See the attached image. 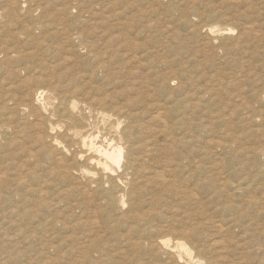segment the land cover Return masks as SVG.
Returning a JSON list of instances; mask_svg holds the SVG:
<instances>
[{
  "label": "rangeland",
  "instance_id": "rangeland-1",
  "mask_svg": "<svg viewBox=\"0 0 264 264\" xmlns=\"http://www.w3.org/2000/svg\"><path fill=\"white\" fill-rule=\"evenodd\" d=\"M37 88L137 127L125 193L45 153ZM262 92L264 0H0V264H264Z\"/></svg>",
  "mask_w": 264,
  "mask_h": 264
},
{
  "label": "bare ground",
  "instance_id": "bare-ground-1",
  "mask_svg": "<svg viewBox=\"0 0 264 264\" xmlns=\"http://www.w3.org/2000/svg\"><path fill=\"white\" fill-rule=\"evenodd\" d=\"M223 30L231 32L232 29H220L215 26L208 27V32L213 36L223 34ZM50 94L51 93L46 89L37 88L32 94L31 105L22 107L24 111H27L29 116H35L36 119L39 117V120L47 122L46 128L42 127V131H44L42 134L48 138H45L47 145H43L45 153L49 155L53 153L54 155L56 154L57 162H63L66 157L65 155L71 154V158L77 161L82 160L84 164L93 167V171H89L88 168L87 170L82 167L79 169V172L75 174L78 180H81L83 176L85 177L86 187L91 186L94 188H92L93 190H100L111 184L109 186L110 188L113 186L115 191L123 193L127 185V179L130 177L129 170L131 161L129 156L134 146V144L130 143V139L136 135L135 133L138 131L137 127L130 123L131 126L119 128L118 124H116L118 119L117 113H109L102 102H95L97 107L94 104L93 110L103 122V131L100 130L99 132L108 137L106 138V144H101L98 142V137L95 135L92 125L87 121V118L81 114V108L77 101L56 97V100L58 99L59 101L57 100L58 104L54 106L49 101ZM260 97H264V92H262ZM58 105L62 106L60 110H58ZM56 114H58V120L52 122L51 117ZM40 125L42 126V124ZM210 127L211 122L207 129L209 130ZM221 135L226 136L227 145L217 142L216 146L220 150H224L228 147L232 149L235 148L236 150L239 147H237V138H232L224 131ZM206 143L211 145L209 140ZM254 150L256 153H264V149L255 147ZM113 166L121 168V172L114 173ZM208 173L211 175L210 171ZM122 198V195L118 194L117 200L115 201L119 209H122L124 205V200ZM158 243L160 247L165 252L171 254L179 264H199V259L193 256V251L188 247L185 241H172L170 238L163 237L159 239ZM203 264L211 263L203 262Z\"/></svg>",
  "mask_w": 264,
  "mask_h": 264
}]
</instances>
